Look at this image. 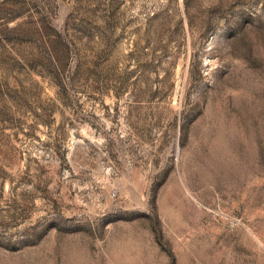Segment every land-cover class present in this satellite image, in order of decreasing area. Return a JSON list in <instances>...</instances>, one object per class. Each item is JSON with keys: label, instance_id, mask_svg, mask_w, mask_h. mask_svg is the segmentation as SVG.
I'll return each instance as SVG.
<instances>
[{"label": "rangeland", "instance_id": "374dc122", "mask_svg": "<svg viewBox=\"0 0 264 264\" xmlns=\"http://www.w3.org/2000/svg\"><path fill=\"white\" fill-rule=\"evenodd\" d=\"M0 264H264V0H0Z\"/></svg>", "mask_w": 264, "mask_h": 264}]
</instances>
